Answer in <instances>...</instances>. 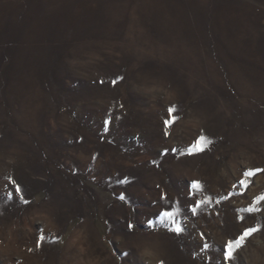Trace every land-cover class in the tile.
I'll return each instance as SVG.
<instances>
[{"label": "rangeland", "instance_id": "obj_1", "mask_svg": "<svg viewBox=\"0 0 264 264\" xmlns=\"http://www.w3.org/2000/svg\"><path fill=\"white\" fill-rule=\"evenodd\" d=\"M257 170L264 0H0V264H264Z\"/></svg>", "mask_w": 264, "mask_h": 264}, {"label": "snow or ice", "instance_id": "obj_2", "mask_svg": "<svg viewBox=\"0 0 264 264\" xmlns=\"http://www.w3.org/2000/svg\"><path fill=\"white\" fill-rule=\"evenodd\" d=\"M120 80H123V77L119 78ZM101 84H103V81H100ZM113 84H116L117 81L113 80ZM123 107V105H121ZM178 108L176 106H169L167 108V119H165L162 123L165 128L173 126L177 120H178ZM106 125H110L109 120H105L104 122ZM165 136H168V133H164ZM81 141L83 138H80ZM205 139L203 136H197L195 137L194 141L191 142L187 146V151L182 153L184 155H196L198 153H202L205 151L204 147L202 146V141ZM177 154L181 153V149L179 148H164L163 151L161 152V155L167 156L169 153ZM175 158V156H174ZM257 171H264V170H257ZM251 174V172L249 173ZM7 183H10L14 187V192L15 194L19 197V199L25 204L28 205L31 203L30 200L25 198L23 189L19 183H17L14 179L9 178ZM200 187V182L193 180L190 182V188H199ZM194 195V193H193ZM124 196H121V199H124ZM163 198V197H162ZM201 204V201L197 200L193 205L190 206V211L195 214L197 211V205ZM175 213L172 211L164 210L161 211L157 214V219L160 218H165L167 220H171L172 223L175 225V227L172 229L176 234H180L182 232V226L179 224H176V221L174 219ZM153 221H148V226L151 228L153 226ZM127 229L131 233L135 229V225L132 223H128L126 225ZM257 232V228L255 227H248L245 228L240 235L234 237L233 239H229L224 245H222V264H229L230 261L234 260L237 258L236 256V251L237 249L241 248L243 245V242L246 240V238L250 237L253 233ZM43 235H38L37 237V246L41 245L43 243ZM206 247V245H205ZM31 250V249H30ZM125 256L128 255V253H124ZM159 264H164L163 260L159 261Z\"/></svg>", "mask_w": 264, "mask_h": 264}]
</instances>
